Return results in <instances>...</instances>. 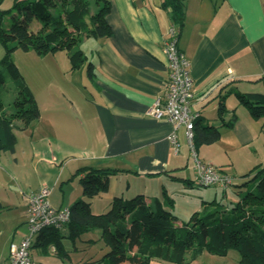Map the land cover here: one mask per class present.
Returning <instances> with one entry per match:
<instances>
[{"label": "crops", "instance_id": "1", "mask_svg": "<svg viewBox=\"0 0 264 264\" xmlns=\"http://www.w3.org/2000/svg\"><path fill=\"white\" fill-rule=\"evenodd\" d=\"M162 2L112 0L107 21L113 36L103 43L86 40L90 45L86 54L95 65L93 79L88 73L86 76L89 84H83L80 79L84 68L71 71L67 52L55 54L57 57L65 53V74L70 71L77 80L76 92L71 96L63 94V99L74 110L80 126H75L71 116L67 117L65 112H56L60 103L55 102V96L52 97L55 109L51 115L44 114L36 99L40 119L27 129H24L22 121L15 122L16 131L21 130L32 139L36 134L41 136L39 128L51 122L52 131L42 135L48 137L50 147L61 142L68 148L65 156L69 159H63L61 164L58 162L60 159L36 151L34 173L38 175V182L29 185L28 194L49 187L55 208H73L79 201H85L91 204L94 213L101 214L98 212L101 202L108 199L102 212L105 213L117 196L132 199L141 194L152 200L161 198L163 190H166L170 197H175L170 190L186 181H173L165 173L172 172L178 178L196 181L184 130L177 133L181 147L176 153L169 139L174 126L148 115L155 100L165 96L169 74L164 44L170 38L173 22L170 14L162 9ZM179 47L192 65L196 95L193 108L201 114L198 122L219 126L218 112L224 106L228 111H237L239 118L233 128H222L221 138L223 133L231 131L234 137L242 138V143H255L256 135L264 131V123L260 130L250 111L240 104L237 94H264V83L257 82L264 77V0H187L186 23L179 36ZM56 65L58 68V63ZM260 143L264 150V138L260 137ZM33 145L37 147V144ZM72 155L76 160L70 162ZM204 158L208 162L203 158L202 162L215 164L224 173H227L226 169L235 168L240 177L256 168H264V159L251 167L239 169L235 163H230L231 160L213 163L214 160ZM12 165L17 173H10ZM56 167H60L59 175L51 186V180L44 179L41 170ZM27 168L29 165H20L18 145L15 153H0V202L5 208L0 214V264L9 261L11 245L19 244L27 237L29 208L26 195L20 194L19 197L8 192L5 181L6 177L20 181L18 173L27 172ZM82 168L115 170L118 174L110 178V191L95 200L84 198L82 188L76 196L68 197L64 183ZM151 174L160 175L149 177ZM84 175L81 173L76 177L79 182ZM59 185L60 191H57ZM231 200L236 202L237 199L231 196ZM206 205L204 201L199 209L203 211ZM64 229V236L55 235V239H51L45 236V232L39 239L33 248L36 264L92 263L90 259L75 261L72 258L67 245L63 244L66 242L59 240L61 237L68 239L69 230ZM95 234L101 239V231H95ZM57 244L62 245L63 250L58 249Z\"/></svg>", "mask_w": 264, "mask_h": 264}, {"label": "trees", "instance_id": "2", "mask_svg": "<svg viewBox=\"0 0 264 264\" xmlns=\"http://www.w3.org/2000/svg\"><path fill=\"white\" fill-rule=\"evenodd\" d=\"M187 0H163L179 36L186 23ZM0 0V44L4 56L0 68V90L6 84L7 75L14 80L18 96L14 101V113L5 112L0 98V153H15L18 145L16 120L27 129L41 117L40 108L30 87L23 78L13 56L19 49L35 51L40 56L67 52L71 71L87 66L90 78L95 65L89 61L86 51L79 46L85 40L103 43L113 36L107 21L112 10V0H15L11 10L2 7ZM264 83V77L257 80ZM256 120L264 119V94H237ZM220 125L196 124V149L212 145L221 139L222 128H233L238 121L237 111L222 106L218 112ZM223 171V169L219 168ZM80 178L83 197L95 200L110 191V178L115 170L82 168ZM151 174L149 177L159 176ZM173 181H196L178 178L172 172L165 173ZM235 188V191L233 190ZM222 197L228 207L214 200L212 209L194 213L181 235L174 214V201L163 190L162 197L149 200L144 195L132 199L115 197L106 213L97 214L91 204L79 201L72 208V218L65 227L73 244L84 235L101 231V239L107 253L108 264H150L152 259L183 264L188 252L197 258L204 252L227 257L230 251L238 252L240 264H264V168H256L233 185L222 189ZM236 197V202L231 200ZM5 208L0 202V214ZM149 242L155 243L152 249ZM58 249L63 250L62 245Z\"/></svg>", "mask_w": 264, "mask_h": 264}, {"label": "rangeland", "instance_id": "3", "mask_svg": "<svg viewBox=\"0 0 264 264\" xmlns=\"http://www.w3.org/2000/svg\"><path fill=\"white\" fill-rule=\"evenodd\" d=\"M14 2L15 0H5L2 8L6 11L11 10ZM89 46L90 45L86 43L85 40L82 44H80L79 47L82 50L86 51V53H88L87 51L89 49ZM3 56L4 49L0 44V68H2L1 61ZM64 57L65 53L62 56L59 54L57 55V57L52 54L40 56L35 51L25 52L19 49L14 53L13 59L15 64L20 68L23 78L29 85L35 98L39 100L44 114L46 116L51 115V112L55 109V103L52 99V97L55 96V102L60 103V108H57L58 110L56 109V112H65L67 117L69 115L71 116V121L75 126H80L79 122L77 121L78 117L74 113V110L69 106L70 104L63 99V94H65L66 96H71L72 93L76 92L77 84V80L72 76V74H70V71L68 74L66 73L67 75L65 74L66 69H64ZM56 63H58V68ZM59 68L61 69V71H58ZM86 76L87 66L84 67L83 76L81 75L80 77L83 84H89ZM17 96L18 90L16 88L15 82L11 78V76L7 75L6 84L0 90V98L3 101L5 112L8 115L14 113V101ZM49 118L51 117L49 116ZM49 120L50 119H48L47 121ZM254 121L258 123V128H260L261 130L264 120L255 119ZM15 122L21 123L20 120H16ZM47 123L49 124H44L42 125V128H39L40 131L38 133L41 134V136L37 137L38 134H36L33 139L21 130L16 131V134L19 138L18 159L20 165H23L25 167H28L29 165V168H27V172H23L24 174L18 173L21 178L20 181L16 182L8 177L5 178V181L8 183L7 191L15 193L16 196L17 194L19 197L21 195H29V185L32 184V182H38V175L34 173L36 168V165L34 164L36 163V160L34 159L37 150L39 152L48 153L50 156L60 159L58 161L60 162V164L62 163L63 159H69V156H65L68 152V148L65 145L62 146L61 142L60 145L56 142L52 144V147H50L48 137L42 135L50 133L52 131L53 124H51V122ZM231 134V131L223 133L221 140L216 145L203 146L202 149L200 148V160L202 161V158L205 159L204 156L208 157L210 160H214L215 162L213 163H219L218 161L226 163L225 161L228 162L229 160H231L232 162L230 163H235L238 168L240 167L239 169H246V167H251V165H253L254 163L257 164L259 161H261V159H264V150L262 148L263 144L260 143V137L264 138V131L256 135L258 138H256L257 140L255 143L253 142L248 145L242 143L243 140L242 138H239V136L237 138L236 136L234 137ZM33 144H37V147H34L35 145ZM74 160H76V158H74V156L72 155L70 162ZM205 161L208 162V160L206 159ZM207 162L206 164H208ZM14 163L15 160L13 159V164ZM9 168L10 173H13L15 171L16 173L18 172V170H16L13 165ZM67 168L69 169L70 165ZM59 170L60 167H56V169H42V177L44 179L51 180V186H53L55 180L58 178ZM225 171L228 173H226L227 175H230L235 180L239 181L240 176L236 174L235 168H229ZM180 184V186H175L172 190H170V192L175 193V197L171 196V198L174 201L173 212L178 218L176 226L180 229L179 232L181 235H185L186 231L182 228L187 225L191 216L194 213H201L212 209V206L210 205L212 201L216 200L217 204L228 207L229 202L223 199L222 191L217 188L200 187L196 183L189 184L188 182H181ZM81 188L82 187L78 178L75 177H72L70 180L64 183V191L67 192L68 197L76 196ZM56 190L60 191V185ZM233 190L235 191V188ZM107 201L108 199L101 202V207L98 208L99 213L104 212V206L106 205V203H108ZM204 201H206L207 205L203 207V211H201L200 209L204 205ZM94 209L97 211V206H95ZM27 226V236H29V225L27 224ZM45 232V236L51 239H55V235L64 236V234H66L64 228L59 230L50 228ZM91 238L94 241L90 240ZM59 240L66 242L63 244L67 245V249L70 251L72 258L75 261H85L90 259L92 263L89 264H108L107 261L103 262L107 253L105 244L103 243L102 239H100V236H97L95 234V231L84 235L81 239L77 240L75 244H73L70 239H64V237H61ZM149 245L152 249L155 248V243L149 242ZM239 260L240 255L235 251H230L227 257H220L212 255L208 252H204L197 258H194L193 252L190 251L186 255L185 262L183 264H240ZM84 264L88 263L86 262ZM150 264L178 263L152 259L150 261Z\"/></svg>", "mask_w": 264, "mask_h": 264}, {"label": "built area", "instance_id": "4", "mask_svg": "<svg viewBox=\"0 0 264 264\" xmlns=\"http://www.w3.org/2000/svg\"><path fill=\"white\" fill-rule=\"evenodd\" d=\"M169 37L164 44L169 71L165 83L166 94L155 100L148 115L160 121L170 122L174 126V133L169 139L176 153H179L181 147L177 133L184 130L198 186L227 189L233 185L234 178L199 158L195 141L196 124L201 114L193 108L196 95L192 65L179 47V31L174 25L169 30ZM51 193L49 187H43L40 191L25 196L29 208L30 235L19 244L11 245L7 264H36L33 259V248L45 231L50 228L63 229L71 221L72 208H55L51 202Z\"/></svg>", "mask_w": 264, "mask_h": 264}]
</instances>
